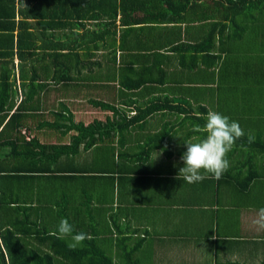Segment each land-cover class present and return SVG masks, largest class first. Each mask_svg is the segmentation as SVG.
<instances>
[{
	"label": "crops",
	"instance_id": "1",
	"mask_svg": "<svg viewBox=\"0 0 264 264\" xmlns=\"http://www.w3.org/2000/svg\"><path fill=\"white\" fill-rule=\"evenodd\" d=\"M194 5L191 3L179 9L170 4V7L161 9L157 15L138 12V17H131V14L129 21H134L130 25L122 23L123 11L119 12L116 21L118 33L115 40L109 42L115 41L117 56L122 64L114 69L108 63L106 67L100 68L93 62L87 70L84 69L91 73L92 78L76 82L86 89L85 97L56 95L51 92L55 87L57 90L64 88L63 92L67 87L59 89L58 85L49 86V83H53L51 80H43L46 87L41 88L38 84L31 87L30 95L28 87H18L15 108L23 99L30 101L26 102L22 113L18 114L15 124L19 123V116L24 114L25 126L22 131L16 130L18 137L25 135L28 123L35 130H38L41 122L52 120L51 123H55L57 118L54 115L52 117L47 114V110L35 107L34 103L42 99L54 105L63 102L76 114L77 109L83 107L76 104H88L89 101L88 106L96 117L105 113L91 101L118 104L124 98L133 99L135 96L147 101L167 92V87L177 85L178 94L185 93L195 108L189 114L179 110L169 116L159 113L151 119L148 127L145 123L119 122L117 130L113 129L119 137L117 142L107 141L91 150H84L81 145L75 156H61L57 165L67 170L56 172L55 169L48 173L51 176L59 175L52 182L44 179L40 183V175L32 173L37 178L29 179V173H19L33 184L31 188H25L21 192L26 205L33 208L31 223L40 227L36 236L48 229L53 233L59 221L67 218L75 226L76 232H86L89 237L75 250L80 247L88 249V244L96 239L98 244L95 248L100 247L111 258V262H102L98 260L101 258H96V262L100 264H264V229L253 223L257 210L264 207V167L261 156L255 157L252 163L255 168L251 166L250 159H242V165L238 164L233 158L246 153L235 145L227 154L230 167L219 180L207 177L201 182L189 184L177 178L179 168L184 166L181 162V156L186 151L184 141L200 135L193 131L190 121L183 124L185 115L188 117L195 114L199 117L201 114L206 116L209 110L221 114L224 111V105H221L216 96L206 101L199 99L202 95L197 91L199 83L207 81V85L202 88L213 89L211 80H217L218 77L214 69L207 71L209 55L199 53L198 66H195L196 52L189 48L205 36L210 22L216 24V20L209 17V11L204 7ZM229 6L231 8V4ZM222 9L218 17L222 21L221 25L225 26L216 34L217 39L233 31L234 17L238 23L244 22L242 16L232 8L233 15L226 13L224 7ZM263 13L264 11L254 10L247 14L251 22L259 23L258 19L264 16ZM215 24L212 25L213 30ZM89 28V37L85 42L90 44L99 39L94 34L96 26ZM100 42L101 49H104V41ZM215 49L217 51L219 47L216 46ZM103 54L104 50L98 57ZM200 55L204 56L202 61ZM180 57L183 59L180 60ZM168 62L171 65L169 69L166 68ZM120 67L127 77L135 75L148 79L152 73L157 78L158 85H146L137 94L126 97ZM162 68L171 75L165 87L162 85ZM112 72H117V76L114 77ZM200 73L204 77L199 76ZM125 82L128 85L135 84L133 81ZM217 87L216 85V89ZM2 98H5L4 94ZM133 101L136 102L135 99ZM203 102L206 104V111L198 110L199 104ZM243 102L239 100L240 105ZM13 114L14 110L8 115L0 113V134L9 127L8 121ZM120 117L115 113L111 119L114 122L120 121ZM70 119V116L63 121L60 119L63 123L58 127L54 124L49 137L43 140L50 138L57 142H51L52 145H70V130L66 127V124L70 125ZM153 120L155 128L151 127ZM156 134L167 137L159 145L160 148L151 146L150 136ZM165 145H171L173 151L165 150L157 159L156 152L164 149ZM6 151L8 154L2 159L12 163L4 164V171L14 167L16 171H28L19 167V163H26L24 159L15 158L10 147ZM50 160L52 161L51 158ZM254 171H260V177L246 186V175L254 176ZM71 176L73 179H70ZM64 241L69 243L70 237L64 238ZM37 242L39 241H36V245Z\"/></svg>",
	"mask_w": 264,
	"mask_h": 264
},
{
	"label": "trees",
	"instance_id": "2",
	"mask_svg": "<svg viewBox=\"0 0 264 264\" xmlns=\"http://www.w3.org/2000/svg\"><path fill=\"white\" fill-rule=\"evenodd\" d=\"M191 3H194L195 7H204L209 11V17L216 20V24L210 22L205 36L189 48L196 52L195 66H198L199 53L208 54L207 71L210 72L214 69L218 77L217 80L214 78L211 80L213 82L211 84H214L213 89L202 88L207 85V81H204V84L199 83L197 91L202 94L199 99L206 101L208 98H215V96L225 99L226 97H222V93H220L224 85L235 82L234 79L241 77L243 73L244 67L239 57L264 51V45H261V42H245V38L250 32L254 36H262V33L259 32V24L254 20L251 22L247 13L251 14L254 10L264 11V0H227V2L226 0H0V113L5 112L8 115L14 110V114L8 121L9 127L0 134V264H100L96 262V258H101L98 260L102 262H111V258L106 256L100 247L95 248L98 244L96 239H93L92 244H88V249L80 247L75 250L68 247L64 238L53 235L49 229L40 232L44 238L41 235L36 236L40 227L31 223L33 208L26 205L22 199L21 191L25 188L29 189L33 185L29 179L37 177H34L32 173L40 175V183L44 179L51 182L57 179L59 175L47 174L55 169L56 172L67 170L57 165L59 158L70 154L75 156L80 151L81 145L84 146V150H91L107 141L117 142L119 137L114 130H117L119 122H123L122 124L145 123V126L148 127L151 119L159 113L169 116L176 114L177 110L186 112V114L195 110L185 93L178 94L179 86L177 85L167 87V92L155 95L151 100L145 102L137 98L138 96H135L136 102H134L131 98H124L122 94L121 99H124L120 100L118 104L91 101L96 108L102 109V112L105 113V115L101 114L96 117L88 106L89 101L88 104L74 102L80 107L83 105L77 109L78 114H76L63 102L54 105L42 99L34 103L35 107L47 110V114L52 117L54 115L57 118L55 123H51L52 120L51 122H41L37 127L38 130L33 129L28 123L25 135L18 137L16 130L22 131L25 127L24 114L19 116V123L15 124L18 114L22 113L26 102H30L26 101L27 98L23 99V103L21 102L15 108V94L18 87H22V89L28 87L30 95L31 87L38 84L43 88L45 86L43 80H48V82L51 80L53 83H49V86L58 85L59 89L62 86L67 87L64 92V88L57 90L55 87V90L51 92H55L56 95L85 97L87 96L84 93L86 89L81 88L76 82L92 78L91 73L85 72L84 69L89 68L93 62H96L100 68L106 67L108 63L114 69L118 64H122L117 56L115 41L109 42L115 40L118 33L116 21L119 12L123 11L122 23L130 25L134 21V19L129 21L131 14V17L135 15L138 17V12L157 15L161 9L166 10L167 7H170V4L182 9ZM229 4L236 14L242 16L241 19L244 22L238 23L234 17L233 31L227 36L217 39L218 35L216 34L225 26L221 25L222 21L218 17L221 14L220 11L224 7L226 13L233 15ZM91 24L96 26L94 34L99 40L89 44L85 40L89 37L88 32ZM214 24L213 30L212 25ZM100 41H104L108 51L105 48L101 49ZM216 46L219 47L217 51ZM246 46L248 49H245ZM102 50H104V54L98 57ZM203 58L204 56L200 55V61ZM170 67V63H166V68ZM121 69L122 67H120V78L123 80L122 86L126 97L137 94V91L142 87L145 88L146 85L150 84L152 87L158 85V80L152 73L149 77L153 79L149 80L151 78L142 79L135 75L127 77L121 72ZM161 72L162 85L165 87L171 75L165 68H162ZM112 73L114 77L117 76V72L116 74ZM201 75L204 77L203 73L199 74V76ZM248 79L249 75L247 80L241 78L242 81L230 88L237 97L236 105H240L239 100H242L240 90L246 89V84L249 83ZM125 81H133L135 84L128 85ZM199 82L203 81L199 80ZM250 87L251 85L247 88ZM3 94L5 95L4 99L2 98ZM244 100L240 106L250 111L251 99L246 96ZM198 102L200 103L199 100ZM121 107L123 108L121 109ZM199 109L206 111V104L204 102L199 104ZM115 113L121 116L120 121L114 122L111 119ZM69 116L71 118L70 125L66 124V127L70 130V132L67 130L71 136L70 145H52L51 142L55 141H51L50 138L43 140L47 136L49 137L54 124L58 127L63 123L60 119L63 121L65 117ZM185 117L183 124L190 121L193 128L197 124L205 123L204 114L199 117L190 114L188 117H191V120L187 115ZM151 127H156L154 120ZM256 129L257 124L251 127L247 126V129H243L244 136L236 141V146L241 148L243 145L241 149L246 153L244 156L234 154L236 157L233 159H236L238 164L242 163V159H250L252 166L255 157L261 156V164L264 167V135L254 134V132L264 133V129ZM249 135L253 138L251 142ZM150 137L151 146L154 148H160L159 145L165 142L164 138H167L164 137V134ZM7 147L11 148V153L15 158L26 161L23 164L19 163V167L21 170L25 168L28 171H16V167L4 171V164L12 163V161L2 159L8 154ZM167 150L172 152L173 147L167 145ZM21 172L29 173L31 176L26 179L27 177L19 175ZM260 175V171L255 172L254 176L246 175L245 185H250ZM70 179H73V176ZM37 240L39 241L38 245H36Z\"/></svg>",
	"mask_w": 264,
	"mask_h": 264
},
{
	"label": "clouds",
	"instance_id": "3",
	"mask_svg": "<svg viewBox=\"0 0 264 264\" xmlns=\"http://www.w3.org/2000/svg\"><path fill=\"white\" fill-rule=\"evenodd\" d=\"M204 120L203 125L197 124L193 129L200 135L184 141L186 151L181 156L184 166L179 168L177 178L189 184L201 182L207 177L219 180L230 167L227 154L236 145V141L244 136L243 129L238 122L230 120L228 116L219 112L209 110ZM252 139L249 136L250 142ZM165 150H167L166 145L160 152H156L157 159L163 155ZM253 223L258 228L264 229V207L257 210ZM52 234L60 238L70 237L68 247L73 249L89 238L86 232H76L67 218L59 221Z\"/></svg>",
	"mask_w": 264,
	"mask_h": 264
},
{
	"label": "rangeland",
	"instance_id": "4",
	"mask_svg": "<svg viewBox=\"0 0 264 264\" xmlns=\"http://www.w3.org/2000/svg\"><path fill=\"white\" fill-rule=\"evenodd\" d=\"M259 21V32L262 33L261 37L254 36L252 32L249 33L247 38H245V42H254L260 43L264 45V16L258 19ZM253 24V23H252ZM260 45V46H261ZM245 49H248L246 46ZM244 69L241 77L235 78V82L228 83L224 85L223 90L220 91L222 93V97H226L225 99L220 97L221 105H224L223 115L232 118V121H236L241 124L242 129H247V126H253L257 124L256 130L264 129V51L258 52L254 55H241L239 57ZM249 75V83L246 86H250V88H243L240 90L241 99H246L248 96L251 99L250 111L241 107L240 105H236V96L230 88L233 85H237L239 81H242L241 78L247 80V76ZM135 99V98H133ZM132 99V100H133ZM150 99V98H148ZM145 102L144 100H142ZM245 101V100H244ZM123 107H121L122 109ZM256 135H264L263 132H254ZM250 136V135H249ZM257 137V136H256ZM263 138V137H262Z\"/></svg>",
	"mask_w": 264,
	"mask_h": 264
}]
</instances>
